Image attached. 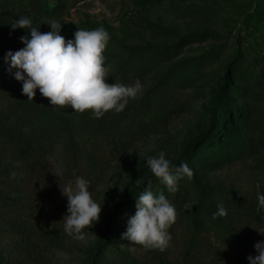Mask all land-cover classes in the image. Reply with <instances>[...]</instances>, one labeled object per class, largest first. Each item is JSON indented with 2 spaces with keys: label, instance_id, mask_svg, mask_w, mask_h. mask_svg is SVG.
I'll return each instance as SVG.
<instances>
[{
  "label": "rangeland",
  "instance_id": "obj_1",
  "mask_svg": "<svg viewBox=\"0 0 264 264\" xmlns=\"http://www.w3.org/2000/svg\"><path fill=\"white\" fill-rule=\"evenodd\" d=\"M46 1L61 34H110L108 83L139 79L143 89L99 119L52 106L38 89L28 101L4 62L14 46L0 49V255L10 264H248L264 240V0ZM9 17L0 1V23ZM10 35L5 28L1 44ZM26 103L51 116H34ZM200 138L207 141L194 148L192 175L175 193L151 183L176 209L169 247L122 239L136 212L128 197L152 176L146 160L164 152L176 165ZM77 176L102 207L83 241L62 223L61 188ZM217 205L227 214L212 219Z\"/></svg>",
  "mask_w": 264,
  "mask_h": 264
},
{
  "label": "clouds",
  "instance_id": "obj_2",
  "mask_svg": "<svg viewBox=\"0 0 264 264\" xmlns=\"http://www.w3.org/2000/svg\"><path fill=\"white\" fill-rule=\"evenodd\" d=\"M46 25L51 31L41 32L40 27L32 26L31 19L26 16H20L11 24L12 30L28 29L27 35L19 38L24 47L15 52L8 51L4 58L9 73L22 83L21 91L28 101L33 99L38 89L52 106H70L74 113L90 110L92 116L99 119L109 111H123L128 101L142 92L143 85L139 79L128 85L107 82L109 67L105 64L103 52L110 34L103 27L78 28L73 33L74 38L66 41L60 34L62 25L59 22L52 20ZM146 167L169 193L177 191L178 181L192 175L186 163L176 166L165 158L164 152L148 158ZM10 175L16 177L15 172ZM136 183L139 184L140 180ZM88 187L89 182L77 176L74 187L69 184L61 188L67 198L63 230L78 241L89 235L84 230L93 227L102 210ZM150 189L151 181L136 197L135 215L128 220L121 238L145 249L164 251L172 240L168 229L175 223L177 213L163 191L154 194ZM257 201L258 206L264 209V194L259 191ZM226 214L225 208L217 205L212 219ZM254 248L257 254L247 257L248 264H264V240L256 242Z\"/></svg>",
  "mask_w": 264,
  "mask_h": 264
},
{
  "label": "trees",
  "instance_id": "obj_3",
  "mask_svg": "<svg viewBox=\"0 0 264 264\" xmlns=\"http://www.w3.org/2000/svg\"><path fill=\"white\" fill-rule=\"evenodd\" d=\"M3 8L7 11H9V14L11 15L12 18H8V21H3L2 23H0V39L4 38L5 36H2L3 34V30H5V28H11V24L18 19L20 16H26L28 18L31 19L32 21V26L35 27H40L39 30L41 32H48L49 30V26L46 25L49 22L48 19V6H47V1L46 0H0ZM28 29H16L13 30L15 32L14 36H11L12 38L6 40L7 42H4L1 44L0 42V49H5L14 46V48H10L9 50H19L22 47H24V45L20 42V37L17 36H25L27 35V31ZM61 34V33H60ZM65 40H69V39H73V35L71 36H65L63 34H61ZM6 38V37H5ZM111 42H115L111 39H109L108 43ZM16 46V47H15ZM2 51V50H1ZM0 51V52H1ZM26 106L28 107L30 113H32L34 116L36 115L37 117L41 116V115H49L51 116L50 112L46 111L45 109L39 108L35 105H31V104H27ZM227 111L226 106H223L222 110L219 112V116L218 118L215 120L214 123V133H216L217 131L220 130V127L222 126L221 123V119L223 117L224 112ZM206 138H200L196 141H194V143L192 144L191 149L188 152V155L186 156V158L184 159V162L186 163L188 166H191V162H192V158H193V151L194 148L196 146H202L205 142H206ZM25 152V151H24ZM180 162V163H181ZM176 164V166H179V164ZM159 180L158 178H156L154 175L147 177L146 179H144L138 186L137 188L129 195L128 198H134L139 196V194L142 192V190L148 186V182L151 181V183L155 182ZM123 205L120 208H123ZM121 210V209H120ZM123 210V209H122ZM0 264H10L9 262H7L1 255H0Z\"/></svg>",
  "mask_w": 264,
  "mask_h": 264
}]
</instances>
